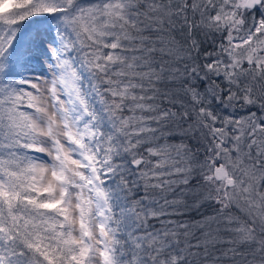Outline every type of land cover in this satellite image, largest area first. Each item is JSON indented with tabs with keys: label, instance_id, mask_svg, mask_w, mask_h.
I'll return each instance as SVG.
<instances>
[{
	"label": "snow or ice",
	"instance_id": "1",
	"mask_svg": "<svg viewBox=\"0 0 264 264\" xmlns=\"http://www.w3.org/2000/svg\"><path fill=\"white\" fill-rule=\"evenodd\" d=\"M0 264H264V0H0Z\"/></svg>",
	"mask_w": 264,
	"mask_h": 264
}]
</instances>
